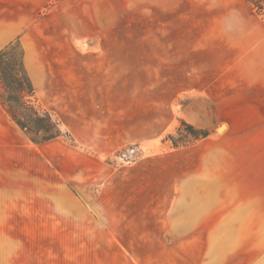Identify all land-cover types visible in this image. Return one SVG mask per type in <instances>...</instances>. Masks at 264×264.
<instances>
[{
  "label": "rangeland",
  "instance_id": "rangeland-1",
  "mask_svg": "<svg viewBox=\"0 0 264 264\" xmlns=\"http://www.w3.org/2000/svg\"><path fill=\"white\" fill-rule=\"evenodd\" d=\"M37 21L32 105L61 136L0 105V264H254L264 23L241 0H47Z\"/></svg>",
  "mask_w": 264,
  "mask_h": 264
},
{
  "label": "trees",
  "instance_id": "trees-1",
  "mask_svg": "<svg viewBox=\"0 0 264 264\" xmlns=\"http://www.w3.org/2000/svg\"><path fill=\"white\" fill-rule=\"evenodd\" d=\"M256 18L264 23V0H241ZM35 100L31 81L24 65V51L20 39L0 51V105L11 121L36 143H46L61 136L58 125L48 113H40L33 105ZM181 134L194 141L205 139L207 134L182 124ZM170 139V137H169ZM172 140V139H170ZM180 142L172 141L173 146Z\"/></svg>",
  "mask_w": 264,
  "mask_h": 264
},
{
  "label": "crops",
  "instance_id": "crops-1",
  "mask_svg": "<svg viewBox=\"0 0 264 264\" xmlns=\"http://www.w3.org/2000/svg\"><path fill=\"white\" fill-rule=\"evenodd\" d=\"M45 2L47 0H0V51L20 39L25 50L24 65L31 83H38L42 73L39 71L41 65L35 57L34 49L27 46V38L38 32L41 22L37 21V16ZM47 76L51 78L50 75ZM261 230L259 249L255 251L261 254L254 264H264V227Z\"/></svg>",
  "mask_w": 264,
  "mask_h": 264
}]
</instances>
